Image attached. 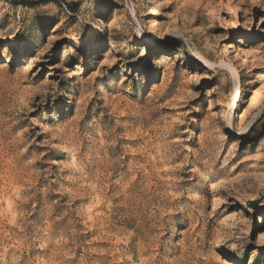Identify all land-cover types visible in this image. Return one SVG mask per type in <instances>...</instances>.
<instances>
[{
    "label": "rangeland",
    "instance_id": "rangeland-1",
    "mask_svg": "<svg viewBox=\"0 0 264 264\" xmlns=\"http://www.w3.org/2000/svg\"><path fill=\"white\" fill-rule=\"evenodd\" d=\"M65 1L0 0V264H264V0Z\"/></svg>",
    "mask_w": 264,
    "mask_h": 264
},
{
    "label": "trees",
    "instance_id": "trees-1",
    "mask_svg": "<svg viewBox=\"0 0 264 264\" xmlns=\"http://www.w3.org/2000/svg\"><path fill=\"white\" fill-rule=\"evenodd\" d=\"M14 6L34 8L40 5L53 4L58 8L65 9L70 14H76L80 2H66L65 0H5Z\"/></svg>",
    "mask_w": 264,
    "mask_h": 264
},
{
    "label": "bare ground",
    "instance_id": "bare-ground-1",
    "mask_svg": "<svg viewBox=\"0 0 264 264\" xmlns=\"http://www.w3.org/2000/svg\"><path fill=\"white\" fill-rule=\"evenodd\" d=\"M150 10H149V14L150 16L152 17V19L155 21V18H157L159 15H160V10H161V7H162V4L160 1L158 0H150ZM126 5H123V7H125ZM127 7L128 4H127ZM134 14V10L132 8L131 10ZM147 42H152V40L148 39V38H145ZM97 51V46L95 43H91L89 44L88 48H87V55H91V54H94L95 52ZM111 50H104V55L106 54H109ZM201 58V57H200ZM202 59V58H201ZM203 60V59H202ZM205 61V60H203ZM240 97V88L238 87V85L234 86V90H233V93H232V100L233 101H236L238 98Z\"/></svg>",
    "mask_w": 264,
    "mask_h": 264
}]
</instances>
